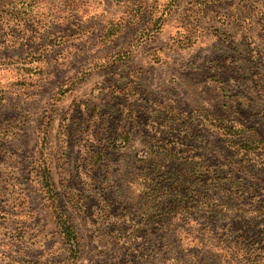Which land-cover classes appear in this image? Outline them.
Listing matches in <instances>:
<instances>
[{
  "label": "rangeland",
  "instance_id": "1",
  "mask_svg": "<svg viewBox=\"0 0 264 264\" xmlns=\"http://www.w3.org/2000/svg\"><path fill=\"white\" fill-rule=\"evenodd\" d=\"M231 260L264 264V0H0V264Z\"/></svg>",
  "mask_w": 264,
  "mask_h": 264
},
{
  "label": "trees",
  "instance_id": "2",
  "mask_svg": "<svg viewBox=\"0 0 264 264\" xmlns=\"http://www.w3.org/2000/svg\"><path fill=\"white\" fill-rule=\"evenodd\" d=\"M118 2H122V0H116ZM143 3L138 2L137 4L134 5L133 11L134 13H138L139 11L143 10ZM221 129L225 131V134L227 137L229 135L236 136V134L239 133L237 128L234 127H227V126H222ZM259 142L255 141H247L244 144H237L239 149H253L252 144H256ZM231 145H235V143L231 142ZM38 167L40 171V179H41V186H42V191L45 199V203L52 215V218L54 219L57 228L59 229L61 238L64 241V244L68 247V257L67 261L70 262L75 259L74 256L77 255V252L79 251V236L77 232L75 231L74 227L70 223L69 219L66 217V215L60 211L58 205H57V200H56V195L54 191V187L52 184V178H51V172L50 168L47 164V161L43 159V161L38 160ZM248 260V259H245ZM238 262L231 260L227 262V264H242V261L237 260ZM244 261V260H243ZM61 263V262H60ZM36 264V263H32Z\"/></svg>",
  "mask_w": 264,
  "mask_h": 264
},
{
  "label": "crops",
  "instance_id": "3",
  "mask_svg": "<svg viewBox=\"0 0 264 264\" xmlns=\"http://www.w3.org/2000/svg\"><path fill=\"white\" fill-rule=\"evenodd\" d=\"M150 11V10H149Z\"/></svg>",
  "mask_w": 264,
  "mask_h": 264
}]
</instances>
